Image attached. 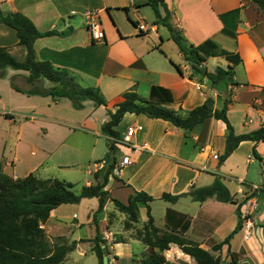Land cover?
<instances>
[{
	"label": "crops",
	"instance_id": "crops-1",
	"mask_svg": "<svg viewBox=\"0 0 264 264\" xmlns=\"http://www.w3.org/2000/svg\"><path fill=\"white\" fill-rule=\"evenodd\" d=\"M165 2L169 21L188 43L198 45L212 39L220 48L241 56L242 62L235 66L232 79L215 86L207 76L195 70L172 39L170 29L163 22H156L155 11L147 0H0L2 9L24 13L39 30L58 31L36 40L38 59L70 69L83 85L99 87L107 100V105L86 100L83 108H76L67 97L18 91L15 86L25 91L33 87L27 79L30 73L8 68L6 76L0 77V121L7 124L6 128H0V158L4 171L15 178L34 173L43 179L55 178L53 171H85L81 181L83 185H91L96 183L95 172L112 162L110 147L108 150L105 141L109 145L114 138L122 139L132 126L135 131L131 140L137 147L131 150L113 142L120 152L116 164L124 154L130 155L131 163L119 172L114 166L106 186L110 195L127 203L135 191H146L155 198L150 202L151 213L160 229L167 230L168 209L183 213L191 220L185 236L211 253L216 251L213 245L235 229L237 206L245 201L241 211L243 214L248 211L252 216L220 250L230 248L236 253L243 250V261L264 264V210L260 205L264 187L247 200L245 198L253 192L243 189V184L250 180L252 168L258 164L264 185V141L257 144L242 141L221 162L228 134L227 124L222 119L211 117L193 129H182L169 120L127 112L114 127L119 137L102 131V126L111 119V111L115 112L124 102L125 92H136L185 117L208 97L214 99L215 108L222 109L225 97L221 92L230 84L233 94L228 117L236 134L264 126V11L260 5L254 0ZM88 11L98 12L101 18L105 30L101 41H93L90 36L86 23ZM161 13L166 15L164 7ZM18 42L16 30L0 23V46L8 47L13 54L19 52L24 58L26 50ZM211 60L213 69L209 67ZM227 65L223 56L209 57L204 64L211 72L217 66ZM43 85L48 88L53 83L45 78ZM251 115L256 120L252 121ZM254 147L259 156L254 155ZM215 153L219 154L218 159L214 158ZM104 154L107 156L102 158ZM218 176L230 189L236 203L222 202L215 197L198 202L183 196L175 203L160 198L164 192L181 194L193 185H210ZM233 184L241 196L232 188ZM85 201L92 206L85 221L79 220L77 212L64 214L63 210L77 209ZM112 202L109 200L101 210L103 214H96V218L100 232L107 239L110 264H117L120 255L125 254L122 248L117 249L118 245H130L134 241L141 242L143 250L148 247L136 237L135 227L125 225V213L116 206L115 211L109 209ZM98 207L99 199L91 197L52 210L43 225L49 239L60 240L61 237L68 244L79 241L60 264H80L81 260L74 253L86 256L84 244L93 250L94 242L89 239L96 236L94 212ZM117 211L123 213L121 225L115 222ZM147 220V207L141 204L137 228L143 227ZM62 224L67 228L64 231ZM83 226L89 227L88 236L77 234V228ZM254 234L257 240L250 244ZM116 237L121 240L116 241ZM129 250L125 255L135 264V253ZM169 250L175 255L174 259L192 258L177 244H171Z\"/></svg>",
	"mask_w": 264,
	"mask_h": 264
},
{
	"label": "trees",
	"instance_id": "trees-1",
	"mask_svg": "<svg viewBox=\"0 0 264 264\" xmlns=\"http://www.w3.org/2000/svg\"><path fill=\"white\" fill-rule=\"evenodd\" d=\"M254 1L264 11V0ZM147 4L154 9L156 22L161 21L170 29L172 39L178 44L186 61L195 70L207 76L215 86L232 79L235 74V66L242 62L238 53L220 48L212 39H207L198 45L188 43L181 31L169 21V11L165 0H147ZM161 7H164L166 11L165 16L161 13ZM0 23L16 30L19 38L18 45L23 46L26 50L25 57L18 59L8 47L0 46V77L6 76L8 68L27 70L30 73L27 79L33 87L25 91L19 86H15L16 90L30 94L67 97L76 108H83L86 100H93L97 105H107V100L99 87L85 86L70 69L57 67L50 60L37 58L36 40L57 34V30L41 31L24 13L6 11L1 6ZM215 56H223L228 61V65L227 67L217 66L213 72L208 71L204 64L209 57ZM45 78L53 83L51 87H44L43 80ZM36 81H42V84H36ZM230 85L221 92L225 97V105L222 109L215 108L214 99L208 97L204 103L193 108L185 117L152 99L140 96L136 92H125L124 102L115 112L111 111V119L102 126V131L109 136L119 137L120 134L114 127L121 122L127 112L169 120L176 127L182 129H193L211 117L222 119L228 129L226 150L220 159L223 162L242 141L251 140L256 144L264 141V126L248 133L236 134L228 117V106L233 94ZM6 117L12 118L9 114H6ZM109 147L110 154L117 149L113 142L109 143ZM253 152L255 156H259L255 147ZM113 168L114 165L111 164L107 168L98 169L95 172L96 183L84 185L81 192L76 193L72 182L59 178L43 179L34 173L26 177H12L4 171V164L0 158V264H60L67 254L76 248L79 241L75 240L70 244L67 241L61 244H52L48 240L49 237L43 225L50 218L52 210L58 206L77 204L83 198L91 197L99 199L97 211L103 210L109 200L113 201L116 208L126 214L125 225L135 227V229L138 227L140 205H146L148 220L143 227L136 230V237L148 247L141 264H174L167 261L165 255V252L171 248V244H177L183 252L194 258L197 264H221L219 257L185 236L191 223L187 215L168 209L166 213L167 230H162L155 224L151 213L150 202L155 198L146 191H135L129 196L127 203L112 197L106 186ZM183 196H190L192 200L198 202H204L212 197L222 202H237L219 176L210 185L201 187L193 185L188 192L181 194L164 192L160 198L175 203ZM244 203L245 201L237 206L238 224L235 229L223 241L213 245V250H220L224 245L229 244L233 235L243 228L245 219L242 216L241 207ZM94 222L97 225L96 236L89 241L94 242L93 250L98 257V264H104V256H109L110 250L107 239L100 232L96 213ZM59 239L65 240L61 237ZM86 240L81 239L80 241ZM103 245H106V251H104ZM231 259V264H239L235 255Z\"/></svg>",
	"mask_w": 264,
	"mask_h": 264
},
{
	"label": "rangeland",
	"instance_id": "rangeland-1",
	"mask_svg": "<svg viewBox=\"0 0 264 264\" xmlns=\"http://www.w3.org/2000/svg\"><path fill=\"white\" fill-rule=\"evenodd\" d=\"M14 56L16 58H18V59H23V58L20 57V53L19 52H17V53L15 52ZM209 67L211 69H213V67H214L213 60L210 61ZM251 118L253 119L252 121L256 120L255 119L256 117H254L253 115H251ZM253 124H255V123H253ZM3 127L6 128L7 124H4L2 121H0V128H3ZM105 146L109 150V145L107 143V140L105 141ZM109 155H111L110 158H111L112 162L110 161V163L107 165V167H109L110 164H113L115 166L116 165V161L118 160V157L120 155V152L118 151V149H116L115 152H112V154L109 153ZM104 156L106 157L107 155H105V154L102 155V158ZM114 158L116 159L115 161H114ZM93 162L94 161H92V165L94 164ZM76 166H73V167H76ZM78 169H80V168H78ZM84 172L78 173L77 170H72V169L69 170L68 169V170L53 171L52 174H54L53 177L59 178L60 180H65V179L70 180L69 182H72L74 184V188H73L74 191L76 193H80L81 190H82V187L84 186L82 181H81L82 178H83L82 176H83ZM251 173H250V178H249L250 180H248V183L243 184V189L245 191L251 190L250 185H252V184H257V185H259L261 187H264L263 182L261 181L262 180V174H261L262 173V169L259 166V164H258V166H255V167L252 168ZM232 188L236 192L238 191V187L235 184L232 185ZM237 194H238V196L242 195V193L240 191H238ZM252 195H254V194H252ZM249 197H252V196H249ZM247 199H248V197L245 198V200H247ZM260 199H261L260 200V205H261L262 209L264 210V194L260 196ZM160 202H163V201L161 200ZM257 207H259V206H257ZM91 208H92V206L85 201V202H82V204H80L79 208H77V209L68 208V209L63 210V212H64L65 215L66 214L67 215H71L74 212H77L79 214V220L80 221H85L87 215L89 214V212H92L90 210ZM156 208H157V204H156ZM109 209L112 210V211H115V205H114L113 202L111 204H109ZM97 210L94 212V215L96 213L97 215L100 214V216H101L103 213H101V211H97ZM117 213H118V219H116L115 222L119 223L121 225V217H123V213L118 212V211H117ZM244 213H245V215H247V218L249 216H252V214H249L248 211H245ZM253 215L256 216L257 214L254 213ZM246 220H244L243 226H244ZM55 225L57 226L59 224H55ZM61 226L63 228V231L67 229L64 224H62ZM137 229H139V228H136V230ZM56 230L59 231V229H56ZM77 234L78 235H82V236H88L90 234V229H89L88 226H83L82 228H77ZM253 237L254 238H252V240L250 241V244L254 243V239L257 240L255 234H254ZM48 240L52 244H61V243H64L66 241V240H58V239L57 240H55V239L51 240L49 238H48ZM115 240L119 241L121 239L119 237H116ZM82 248L86 249V251H87V255L86 256L79 255V253L77 251L74 253L75 256L78 259L81 260L80 264H98V257L96 255V253L91 249V247L88 246V244H84L82 246ZM119 248H122L123 249V253H125V254H129L130 253L129 249H131L132 252L135 253L134 254V263L135 264H141L143 255L146 252V250H143V244L141 242L131 241L130 245L122 243L121 245L117 246V249H119ZM243 253H244L243 250L238 252V253L231 252V249L229 248L227 251L217 250V251H214V253H212V254L215 255L216 257H219L221 264H231V260H232L231 258H232L233 255H235V257L237 258L239 264H250L249 262H246V261L242 260V259H244ZM125 254L120 255L121 258H120V260H119V262L117 264H133L131 258L127 257ZM165 255H166L167 261H169L171 263H174V264H197V261L194 258H189V260H186V261L183 260L181 257H179V258L176 257L174 259L175 255L172 254V251H170V250H167L165 252Z\"/></svg>",
	"mask_w": 264,
	"mask_h": 264
},
{
	"label": "built area",
	"instance_id": "built-area-1",
	"mask_svg": "<svg viewBox=\"0 0 264 264\" xmlns=\"http://www.w3.org/2000/svg\"><path fill=\"white\" fill-rule=\"evenodd\" d=\"M86 23L87 28L90 33V36L93 41H101L105 38V30L102 25L101 18L96 11H88L86 13ZM135 131V128L130 126L127 130V135L123 137L122 139L114 138L113 142L121 147H127L129 149H134V147H137L134 145V143L131 140V136L133 135ZM214 158L218 159L219 154L215 153ZM131 163V157L129 154H124L121 159L117 162L115 166L116 172L122 171L123 168ZM251 191L253 193L260 192L262 190V187L257 184L250 185ZM243 218L246 220H249V217L247 218V215L242 213ZM249 235V232L247 233Z\"/></svg>",
	"mask_w": 264,
	"mask_h": 264
},
{
	"label": "water",
	"instance_id": "water-1",
	"mask_svg": "<svg viewBox=\"0 0 264 264\" xmlns=\"http://www.w3.org/2000/svg\"><path fill=\"white\" fill-rule=\"evenodd\" d=\"M105 246L106 245H103L104 251L107 250V248ZM109 263H110L109 256L108 255H105L104 256V264H109Z\"/></svg>",
	"mask_w": 264,
	"mask_h": 264
}]
</instances>
